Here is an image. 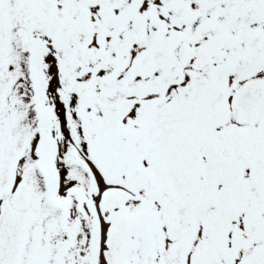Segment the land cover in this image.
<instances>
[{"label": "snow or ice", "instance_id": "obj_1", "mask_svg": "<svg viewBox=\"0 0 264 264\" xmlns=\"http://www.w3.org/2000/svg\"><path fill=\"white\" fill-rule=\"evenodd\" d=\"M0 264H264V0H0Z\"/></svg>", "mask_w": 264, "mask_h": 264}]
</instances>
